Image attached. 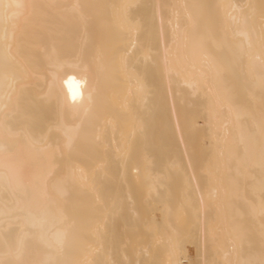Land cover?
Returning a JSON list of instances; mask_svg holds the SVG:
<instances>
[{
    "label": "bare ground",
    "instance_id": "bare-ground-1",
    "mask_svg": "<svg viewBox=\"0 0 264 264\" xmlns=\"http://www.w3.org/2000/svg\"><path fill=\"white\" fill-rule=\"evenodd\" d=\"M188 261L264 264V0H0V264Z\"/></svg>",
    "mask_w": 264,
    "mask_h": 264
},
{
    "label": "rangeland",
    "instance_id": "rangeland-1",
    "mask_svg": "<svg viewBox=\"0 0 264 264\" xmlns=\"http://www.w3.org/2000/svg\"><path fill=\"white\" fill-rule=\"evenodd\" d=\"M188 249H189V254L193 255L194 254V247L192 245H189ZM191 263H192L191 261L187 262V264H191Z\"/></svg>",
    "mask_w": 264,
    "mask_h": 264
}]
</instances>
